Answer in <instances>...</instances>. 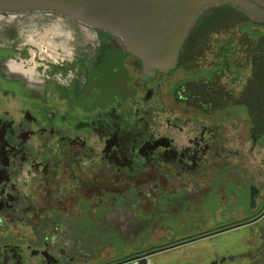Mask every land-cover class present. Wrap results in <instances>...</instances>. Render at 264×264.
<instances>
[{
    "label": "flooded vegetation",
    "instance_id": "1",
    "mask_svg": "<svg viewBox=\"0 0 264 264\" xmlns=\"http://www.w3.org/2000/svg\"><path fill=\"white\" fill-rule=\"evenodd\" d=\"M227 6L264 27V15ZM44 15L62 21L49 41ZM200 43L186 39L172 70L146 77L107 32L49 12H0V264H153L176 251L164 264H264V33L245 45L253 70L237 92L245 64L234 61L231 87L202 86ZM146 169L164 170L192 200L180 202V237L139 253L75 245L59 206L71 193L65 178Z\"/></svg>",
    "mask_w": 264,
    "mask_h": 264
},
{
    "label": "rangeland",
    "instance_id": "2",
    "mask_svg": "<svg viewBox=\"0 0 264 264\" xmlns=\"http://www.w3.org/2000/svg\"><path fill=\"white\" fill-rule=\"evenodd\" d=\"M39 22L44 29L43 39L48 41L52 37L51 25L62 23L45 15ZM262 33L264 27L246 21L238 22L231 17L203 32L199 36L206 49L199 63L202 86L218 84L231 87V75L214 65L222 63L216 56L221 55V50L228 48V42H231L230 52L237 56L229 58L234 61L235 68L245 64L242 72L235 70V90H240L244 78L253 70L251 61L243 62L245 39L250 37L255 40ZM48 48L49 45L43 43V49ZM212 70L216 72L213 82L207 79ZM180 75L177 73L175 77ZM186 76L191 77L192 74ZM72 173L65 178V182L71 184V193L65 199H59V206L68 207L70 211L61 213L68 220L62 225L63 230L72 231L75 245L121 248L126 252L139 253L150 250L152 246L173 243L180 237L182 223L179 216L184 214L182 209L185 207L180 202L189 206L192 200L184 202V191L175 190L179 181L165 178L164 170L146 169L125 175L108 170ZM170 181L174 183L167 187L166 183ZM177 254L180 255L179 251L173 252V255L151 256L150 259L153 264H164L170 259L174 262Z\"/></svg>",
    "mask_w": 264,
    "mask_h": 264
},
{
    "label": "water",
    "instance_id": "3",
    "mask_svg": "<svg viewBox=\"0 0 264 264\" xmlns=\"http://www.w3.org/2000/svg\"><path fill=\"white\" fill-rule=\"evenodd\" d=\"M253 0H0V12H49L111 34L152 77L172 70L198 18L213 7H238L255 22ZM264 5L262 0H255Z\"/></svg>",
    "mask_w": 264,
    "mask_h": 264
},
{
    "label": "trees",
    "instance_id": "4",
    "mask_svg": "<svg viewBox=\"0 0 264 264\" xmlns=\"http://www.w3.org/2000/svg\"><path fill=\"white\" fill-rule=\"evenodd\" d=\"M231 18H235L236 20H238V22L240 21H246V22H250L242 13H239L235 10H233L232 8H230L227 5L224 6H218V7H213L210 8L207 12H205L203 15H201L199 17V19L197 20V22L195 23L194 27L192 28L189 36H188V40L191 41H195V40H200L199 36L206 31H209V27H213L214 25H218L221 22H224L227 19ZM251 23V22H250ZM254 36V35H253ZM255 37V36H254ZM250 39L247 38L245 39V43H244V48L245 45L247 43V41ZM256 40L259 39V36L255 37ZM201 42V41H200ZM250 44V43H249ZM200 45L202 46L204 52L206 51L205 49V45L201 42ZM231 42H228V48H225L224 50H221V55H218V57L221 60V64L223 65L222 67H219V69L221 70H228V63L231 61L230 58H235L234 54H231L230 52V47H231ZM251 45L257 50V48L260 46L259 43L255 44L254 42H251ZM250 52L251 54H257V52L255 51ZM203 52V53H204ZM246 53V52H245ZM230 57V58H229ZM214 72V70H212L210 72V76H206L208 77L207 79H211L212 81V77H211V73Z\"/></svg>",
    "mask_w": 264,
    "mask_h": 264
},
{
    "label": "built area",
    "instance_id": "5",
    "mask_svg": "<svg viewBox=\"0 0 264 264\" xmlns=\"http://www.w3.org/2000/svg\"><path fill=\"white\" fill-rule=\"evenodd\" d=\"M127 264H141V258H136L128 262Z\"/></svg>",
    "mask_w": 264,
    "mask_h": 264
}]
</instances>
